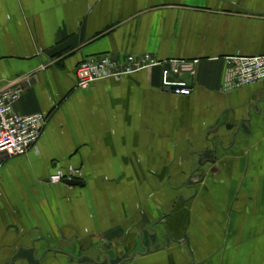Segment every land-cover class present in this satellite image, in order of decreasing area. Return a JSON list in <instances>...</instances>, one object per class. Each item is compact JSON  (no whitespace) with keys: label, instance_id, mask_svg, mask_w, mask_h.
Returning a JSON list of instances; mask_svg holds the SVG:
<instances>
[{"label":"crops","instance_id":"0c3cea01","mask_svg":"<svg viewBox=\"0 0 264 264\" xmlns=\"http://www.w3.org/2000/svg\"><path fill=\"white\" fill-rule=\"evenodd\" d=\"M106 53L164 65L79 88ZM237 54L264 55V0H0V87L46 116L0 152V264H264V79L236 87Z\"/></svg>","mask_w":264,"mask_h":264},{"label":"built area","instance_id":"2783aa9c","mask_svg":"<svg viewBox=\"0 0 264 264\" xmlns=\"http://www.w3.org/2000/svg\"><path fill=\"white\" fill-rule=\"evenodd\" d=\"M226 64L236 87L264 79V55L237 54L227 57ZM155 65H164V62L150 53L127 54L123 57H115L110 53L91 56L77 66V86L87 89L99 80L119 79ZM180 72V66L165 68L163 86L176 95H189L191 88L177 77ZM23 79L24 77H18L0 87V152L11 156L25 154L34 147L46 123V116L41 112L24 115L16 111V102L23 93ZM63 178L72 179L70 176L57 174L51 176L50 181Z\"/></svg>","mask_w":264,"mask_h":264},{"label":"water","instance_id":"95a60500","mask_svg":"<svg viewBox=\"0 0 264 264\" xmlns=\"http://www.w3.org/2000/svg\"><path fill=\"white\" fill-rule=\"evenodd\" d=\"M166 68H170V65H165ZM66 182L70 185H79V184H82V182L76 178L74 179H67Z\"/></svg>","mask_w":264,"mask_h":264}]
</instances>
